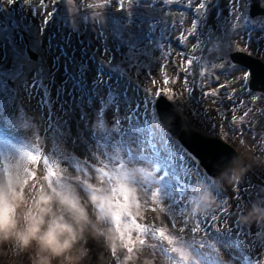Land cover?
<instances>
[{
  "label": "rangeland",
  "instance_id": "obj_1",
  "mask_svg": "<svg viewBox=\"0 0 264 264\" xmlns=\"http://www.w3.org/2000/svg\"><path fill=\"white\" fill-rule=\"evenodd\" d=\"M250 1L0 0V181L25 206L72 188L93 222L89 195L107 204L96 227L113 229L111 244L86 233L81 264H264V217L250 215L264 210V93L228 56L264 62V14L250 17ZM160 91L242 163L210 178L159 123ZM202 192L211 201L192 213ZM33 252L0 242V264H31Z\"/></svg>",
  "mask_w": 264,
  "mask_h": 264
},
{
  "label": "clouds",
  "instance_id": "obj_2",
  "mask_svg": "<svg viewBox=\"0 0 264 264\" xmlns=\"http://www.w3.org/2000/svg\"><path fill=\"white\" fill-rule=\"evenodd\" d=\"M89 199L97 208L95 222L72 188L40 192L25 206L18 185L0 181V242L11 241L18 252L34 247L31 264H81L87 256L81 243L86 233L103 237L109 245L114 234L110 226L96 227L111 218L110 208L95 194ZM210 201V193H198L193 197L192 213L207 208ZM256 213L264 217V210L250 209V215Z\"/></svg>",
  "mask_w": 264,
  "mask_h": 264
},
{
  "label": "water",
  "instance_id": "obj_3",
  "mask_svg": "<svg viewBox=\"0 0 264 264\" xmlns=\"http://www.w3.org/2000/svg\"><path fill=\"white\" fill-rule=\"evenodd\" d=\"M248 12L253 17L258 14L263 15L264 7H259L257 2L251 3ZM23 38L29 57L39 61L40 56L30 49L28 36L25 34ZM229 58L232 63L248 69V87L253 91L264 93V63L259 58L242 51L231 52ZM155 110L161 125L199 160L210 175H216L227 167H234L241 163L240 156L228 143L193 131L187 120L164 95L156 98Z\"/></svg>",
  "mask_w": 264,
  "mask_h": 264
},
{
  "label": "bare ground",
  "instance_id": "obj_4",
  "mask_svg": "<svg viewBox=\"0 0 264 264\" xmlns=\"http://www.w3.org/2000/svg\"><path fill=\"white\" fill-rule=\"evenodd\" d=\"M146 107H148V104L146 103V101L145 102L144 101H140L138 103V105H137L136 112L134 114L135 118L140 119L143 116H145L144 113H145V111H147ZM148 124H149V121H148ZM150 127H151V129H153L152 126H150ZM152 135H153L154 139L157 137V133H156L155 129H153Z\"/></svg>",
  "mask_w": 264,
  "mask_h": 264
},
{
  "label": "snow or ice",
  "instance_id": "obj_5",
  "mask_svg": "<svg viewBox=\"0 0 264 264\" xmlns=\"http://www.w3.org/2000/svg\"><path fill=\"white\" fill-rule=\"evenodd\" d=\"M129 2H131V0H129ZM161 2H162V0H161ZM117 3L119 5V7H123V3L121 2V0H117ZM201 7H202V5H201Z\"/></svg>",
  "mask_w": 264,
  "mask_h": 264
}]
</instances>
